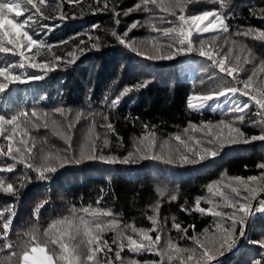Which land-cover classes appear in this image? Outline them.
<instances>
[{"label": "snow or ice", "instance_id": "6c2138e0", "mask_svg": "<svg viewBox=\"0 0 264 264\" xmlns=\"http://www.w3.org/2000/svg\"><path fill=\"white\" fill-rule=\"evenodd\" d=\"M194 2L198 3L199 0H139L132 8L115 11L114 7L109 6L108 0H95L94 7H89L92 14L112 11L117 26L121 15L146 13L143 22H133L123 34L115 29L111 32L120 45L141 58L153 62L172 61L190 54L206 58L212 67L231 80L221 81L208 93L190 94L187 108L195 112H202L206 108L217 111L227 103H221L222 99L230 97L231 103L227 106L230 118H222L217 122L201 121L198 124L189 121L182 131L169 134L163 140L157 136L155 125L145 124L144 131L135 140L132 150L127 151L126 155L117 156L104 154V149L111 143L109 134L120 140L114 124L105 114L104 123L97 125L95 119L90 122L79 157L73 158L75 163L98 160L107 165L137 164L141 161L175 166L201 165L220 156L228 147L264 143V59L259 61L258 67H254L246 78H241L240 74L245 71L244 65L251 63L255 57L253 48L238 40L239 37H245L264 43V30L241 26L230 31V15L223 11L228 7L225 0H214L219 3V8L191 14L188 10ZM65 5L76 9L81 5V0H0V54L19 58L0 66V94L10 90V85L38 82L61 66L74 65L80 58L76 53L83 55L88 45V50L99 48L100 38L85 33L87 40L80 39L75 48L55 55L54 60H37L43 49L51 52L54 46L34 36H39L45 30L50 33L69 19L82 18L75 11L67 12ZM46 9L52 11L46 15ZM260 13L257 17L255 11L250 9L251 15L264 20V8L260 9ZM157 18L171 26L158 27L155 23ZM50 19L59 23L51 26L42 23L39 31H36L39 21ZM92 27L98 30L97 25ZM139 27H147L150 32L156 33L140 42L143 47L129 39V33ZM220 33L225 34L222 44L219 43ZM203 34H211V39L203 38ZM194 36L201 37L198 43L194 41ZM93 40L96 42L93 43ZM68 44L69 41H61L59 46L67 47ZM224 45L228 46L226 51ZM30 69L37 70L40 74H29ZM149 83L150 81H143L125 87L114 99L109 100L106 96L105 103L114 107L125 95L138 92ZM203 83L205 81H201ZM253 107L257 119L250 120L249 126L259 129V134L248 135L242 130V125L246 120V112ZM53 112L63 117L65 123L56 119H51L49 123L50 114L38 113L35 107L30 115L28 111H19L10 116L0 114V138L5 142L0 143V157L12 161L0 167V174L13 173L18 165H22L25 170L21 177L15 178L20 181L15 186V181L9 182L8 178L0 175V193L15 197L18 189L25 187L26 181L31 179L29 172L36 173L37 180L47 181L50 174L56 173L58 167H63L68 162L65 157L51 152L42 155L40 161L36 162L34 138L30 146L32 130L43 127L50 128L68 148L72 147L73 130L81 119L87 117L77 114L74 119H70L68 110L63 106L56 107ZM28 123H31V128L27 127ZM98 126L104 129L102 134L97 131ZM256 168L259 174L247 177L230 176L224 172L220 179L206 185L207 196L196 197L191 207L186 206L187 201L180 205L181 211L189 215L195 212L214 218L212 224L199 233L196 232L195 225L182 226L175 216L170 218L171 228L166 230L169 218L165 217L161 223L159 202L152 206L153 214L146 217L151 223L150 228L137 227L134 222L122 223L111 208L99 207L104 200L101 190V195L96 200L97 207L88 205L76 209L73 206L71 215L53 220L43 230L42 236L39 229L32 228L25 233L27 239L17 244L9 239L16 211L8 206L0 211V264H219L217 257L235 250L247 238L248 227L254 222L255 216L264 215V162L258 163ZM160 195L163 196L164 193L161 192ZM170 199L176 201L177 197L172 195ZM202 201L208 206L203 207ZM38 211L39 208L37 213ZM190 229L192 235H189ZM173 230L179 234L178 239L171 235ZM109 233H112L110 240L106 238ZM152 233H155L154 237ZM179 241H191L194 246H181ZM252 243H259L264 248V241ZM126 251L133 254L127 262L123 256ZM4 252L7 254L2 255ZM142 253L153 254L158 259L140 261L136 257ZM253 264H264V259L255 260Z\"/></svg>", "mask_w": 264, "mask_h": 264}, {"label": "trees", "instance_id": "16d2710c", "mask_svg": "<svg viewBox=\"0 0 264 264\" xmlns=\"http://www.w3.org/2000/svg\"><path fill=\"white\" fill-rule=\"evenodd\" d=\"M138 2L139 0H108L109 6L114 7L115 11L132 8ZM225 3L228 7L223 11L230 15L228 20L231 25L230 31L241 26L264 30V20L250 14L251 9L255 11L257 17L260 16V9L264 8V0H225ZM94 4L95 0H81V5L76 9L65 5L67 12L75 11L77 15H82V18L69 19L50 33L45 30L34 38L44 39L54 46L51 52L43 49L41 56L37 57L38 61H52L55 55H61L75 48L80 39L87 40L85 33L100 38L98 49L88 50L90 48L88 45L83 55L76 53L80 58L74 65L61 66L38 82L10 85V90L0 94V114L7 116L15 115L19 111H28L30 115L35 107L38 113L50 114L49 123L51 119L65 123L63 117L53 112L56 107L63 106L68 110L70 119H74L77 114L87 117L81 119L73 130L71 148L54 135L50 128L41 127L39 130H32L30 146L34 138L36 143L33 151L36 154V162L49 152L58 153L68 162L63 167H58L56 173L50 174V179L47 181L37 180L36 173L29 172L31 179L26 181L25 187L18 189V195L15 197L0 193V211L8 206H12L16 211L9 239L20 244L27 239L25 233L32 228L39 229V234L42 236L43 230L53 220L71 215L73 206L76 209L88 205L97 207L96 200L100 197L101 190L104 200L99 207L111 208L122 223L134 222L137 227L150 228L151 223L146 217L153 214L152 206L159 202L161 223L164 222L165 217L169 218L166 230L171 228L170 218L175 216L182 226L195 225L196 232H202L205 227L212 224L213 217L195 212L189 215L181 211L180 205L187 201L186 206L191 207L196 197L207 196L206 185L220 179L224 172L230 176L258 175L259 170L256 165L264 162V143L254 142L249 145L228 147L220 156L201 165L175 166L156 161L107 165L98 160L75 163L73 158L79 157L90 122L95 119L97 125L104 123L105 114L114 124L120 140L109 134L111 143L104 149V154L117 156L126 155L127 151L132 150L135 140L144 131L145 124L155 125L157 136L163 140L167 139L169 134L182 131L188 126L189 121L197 124L201 121L217 122L231 116L224 103L230 97L222 99L221 103H224V107L217 111L206 108L202 112H195L187 108L190 94L208 93L221 81H230V77H225L218 69L212 67L206 58L197 54L177 57L172 61L153 62L141 58L120 45L111 32L115 29L123 34L133 22H143L147 14L133 12L128 16L121 15L120 24L117 26L112 11L92 14L89 6L94 7ZM216 8H219V3L214 0H199L198 3H192L188 11L191 14H198ZM51 11L46 9L45 14L48 15ZM42 23L51 26L59 21L51 19L39 21L36 24L37 32ZM155 23L160 28L171 26L162 23L158 18ZM93 25H97L98 30L93 29ZM150 35L156 33L150 32L147 27H139L129 33V39L143 47L140 42ZM224 35L219 34L221 44ZM203 38L211 39V34ZM200 39L201 37L194 36L196 43ZM238 40L252 47L255 57L251 63L244 65L245 71L240 74L241 78H246L254 67H258L259 61L264 59V43L245 37H239ZM61 41H69L68 46H59ZM95 42L93 40V43ZM223 47L226 51L228 46ZM18 59L0 54V66ZM29 74L40 73L30 69ZM143 81L150 83L138 92L125 95L118 105L109 107L105 103L106 96L109 100L114 99L125 87ZM201 81L205 83L201 84ZM254 112V107L246 112V120L242 125V130L248 135L259 134V129L249 126L250 120L257 119ZM22 126H24L23 121ZM27 127L31 128V123H28ZM97 131L102 134L104 129L98 126ZM0 143H5L2 138ZM9 163H12L10 159L0 157V167ZM24 171L23 166L18 165L15 172L0 175L8 178L9 182L15 181V186L20 182L15 178L21 177ZM161 192L164 193L163 196L160 195ZM172 195L177 197L176 201L170 199ZM37 208H39L38 213ZM192 234L190 229L189 235ZM152 235L154 237L155 233ZM171 235L178 239L179 234L174 230ZM111 236L112 233H109L106 238L110 240ZM260 241H264V215L257 214L254 222L248 227L247 238L240 242L235 250L225 252L219 264H253L255 260L264 259V248H261L259 243H252ZM179 243L181 246H194L191 241H179ZM6 254V252L2 253V255ZM132 255L127 251L123 253L126 262ZM136 258L149 262L158 259L157 256L148 253H142Z\"/></svg>", "mask_w": 264, "mask_h": 264}, {"label": "rangeland", "instance_id": "374dc122", "mask_svg": "<svg viewBox=\"0 0 264 264\" xmlns=\"http://www.w3.org/2000/svg\"><path fill=\"white\" fill-rule=\"evenodd\" d=\"M208 34H203V36H207ZM219 43H221V40H219ZM231 99L232 98H227V103H225V106L227 107L228 106V103H231ZM210 103H212V102H210ZM211 109V108H210ZM253 203H255V201L253 202ZM202 206L203 207H207L208 205L206 204V202H203L202 201ZM226 211H228L227 209H225ZM214 219V218H213ZM237 235H238V233H237ZM244 241V240H243ZM241 243H242V241H241ZM220 258H221V256H218L217 257V261L219 262L220 261Z\"/></svg>", "mask_w": 264, "mask_h": 264}, {"label": "water", "instance_id": "95a60500", "mask_svg": "<svg viewBox=\"0 0 264 264\" xmlns=\"http://www.w3.org/2000/svg\"><path fill=\"white\" fill-rule=\"evenodd\" d=\"M255 204V203H254Z\"/></svg>", "mask_w": 264, "mask_h": 264}]
</instances>
